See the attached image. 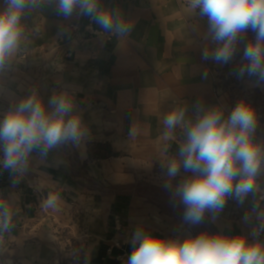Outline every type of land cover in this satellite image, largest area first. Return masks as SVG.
<instances>
[{"label": "crops", "instance_id": "0c3cea01", "mask_svg": "<svg viewBox=\"0 0 264 264\" xmlns=\"http://www.w3.org/2000/svg\"><path fill=\"white\" fill-rule=\"evenodd\" d=\"M102 4L134 22L125 42L101 34L88 17L65 19L54 4H45L24 17L21 46L0 74V118L33 88L45 100L67 88L89 130L80 145H61L45 159L33 153L28 172L16 186L10 172L0 169V194L13 195L19 208L15 226L0 239V264H125L137 226L165 236L200 232L147 197L117 188L137 184L144 172L150 176L161 169L165 113L183 105L191 115L197 103L223 105L228 111L235 106L231 92L219 84L227 64L201 58L203 48L212 46L204 39L207 18L189 15L184 0ZM72 24L79 30L73 31ZM88 24L93 32L85 28ZM248 80L259 84L255 77ZM131 128H136L133 137ZM256 135L264 139V119L259 118ZM181 139L177 129L170 153ZM51 191L61 197L55 210L41 206ZM251 203V196L243 206L230 199L215 223L206 217L204 230L223 227L253 239V222L242 220ZM114 214L125 220L123 233L111 227ZM114 239L121 246L109 254Z\"/></svg>", "mask_w": 264, "mask_h": 264}, {"label": "clouds", "instance_id": "9594fccd", "mask_svg": "<svg viewBox=\"0 0 264 264\" xmlns=\"http://www.w3.org/2000/svg\"><path fill=\"white\" fill-rule=\"evenodd\" d=\"M54 4L65 19L85 16L101 34L125 42L134 22L102 0H3L0 8V74L11 64L24 33L22 23L28 12ZM189 15L207 18L201 58L218 65L233 61L242 48L237 76L255 77L264 83V0H186ZM249 32L254 33L248 38ZM259 118L246 100L230 111L223 105L205 107L197 103L191 115L183 105L162 117V137L166 142L159 158L164 174L163 187L176 204L183 207L182 220L200 225L208 217L215 223L228 201L243 206L252 197L242 220L252 223L248 233L203 230L193 234L165 236L137 226L125 264H264V139L257 138ZM182 139L174 153L168 151ZM89 134L77 108L74 93L64 88L47 100L33 88L20 97L0 118V169L12 175L16 186L29 170L33 153L45 159L53 149L68 143L80 145ZM136 134L131 128L129 136ZM177 177H180L177 180ZM61 199L49 192L41 206L55 210ZM19 212L13 195L0 194V239L9 233Z\"/></svg>", "mask_w": 264, "mask_h": 264}, {"label": "rangeland", "instance_id": "374dc122", "mask_svg": "<svg viewBox=\"0 0 264 264\" xmlns=\"http://www.w3.org/2000/svg\"><path fill=\"white\" fill-rule=\"evenodd\" d=\"M184 1L186 2V0ZM247 36L248 38H252L254 33L249 32ZM242 48L243 45H241V51L238 52L233 61L227 64L226 68L221 71L219 84L223 89L231 92L234 105L241 99H244L255 108L258 118L264 119V83L253 84L249 82L247 75L242 78H238L236 74L238 62L242 57ZM147 175V172H144V174L141 175V180L137 184L117 189L125 194L138 192L137 194L143 195L151 201L153 198H156L162 202V205H167L168 203L163 199L166 196L164 193H158L156 190L148 189L143 185L150 184L152 186L163 187L164 174L162 170L157 169L150 176ZM148 194H151V196ZM170 205H172V203H170ZM194 226L198 230L203 231L207 228V219L205 218V221L202 224Z\"/></svg>", "mask_w": 264, "mask_h": 264}, {"label": "built area", "instance_id": "2783aa9c", "mask_svg": "<svg viewBox=\"0 0 264 264\" xmlns=\"http://www.w3.org/2000/svg\"><path fill=\"white\" fill-rule=\"evenodd\" d=\"M70 27L73 31L79 30L78 24H72ZM85 28L88 31L93 32L91 24L86 25ZM67 55H70V53H67ZM262 182H263V177H262ZM110 223H111V227L115 233H119V234L123 233L126 229L125 220L123 219V217L121 215H118V214L112 215L110 218ZM120 246H121L120 240L114 239L112 244L107 248V252L109 254H111L113 252L114 248L120 247ZM122 257L123 256H118L119 259H122Z\"/></svg>", "mask_w": 264, "mask_h": 264}, {"label": "trees", "instance_id": "16d2710c", "mask_svg": "<svg viewBox=\"0 0 264 264\" xmlns=\"http://www.w3.org/2000/svg\"><path fill=\"white\" fill-rule=\"evenodd\" d=\"M141 184V183H139ZM144 187H147L148 189H151V190H156L158 193H164L166 196L164 199V201H166L168 204L167 205H162V202L158 199H152V201L157 204L162 211H165L167 213H171V214H174L176 216H179L182 218V213H183V207L179 204H176L172 197H171V193L169 190H166L164 187H157V186H152L150 184H143ZM138 193V192H136ZM149 196H151V194H148ZM160 195V194H158ZM170 203H172V205H170Z\"/></svg>", "mask_w": 264, "mask_h": 264}]
</instances>
